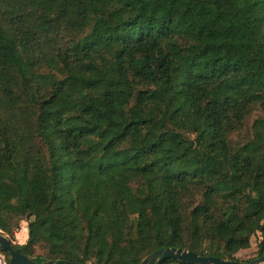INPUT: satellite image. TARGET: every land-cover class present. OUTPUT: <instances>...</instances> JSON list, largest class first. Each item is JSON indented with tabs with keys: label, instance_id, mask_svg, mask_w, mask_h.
I'll use <instances>...</instances> for the list:
<instances>
[{
	"label": "trees",
	"instance_id": "obj_1",
	"mask_svg": "<svg viewBox=\"0 0 264 264\" xmlns=\"http://www.w3.org/2000/svg\"><path fill=\"white\" fill-rule=\"evenodd\" d=\"M22 222L39 262L263 256L264 0H0V230Z\"/></svg>",
	"mask_w": 264,
	"mask_h": 264
},
{
	"label": "water",
	"instance_id": "obj_2",
	"mask_svg": "<svg viewBox=\"0 0 264 264\" xmlns=\"http://www.w3.org/2000/svg\"><path fill=\"white\" fill-rule=\"evenodd\" d=\"M14 245L15 242L0 230V248L9 254L8 264H83L79 261L65 259H49L39 262L31 258L25 249L22 247H15ZM169 258L188 264H264V255L248 261H240L217 256H204L193 250L175 247L156 250L147 255L140 264H156Z\"/></svg>",
	"mask_w": 264,
	"mask_h": 264
},
{
	"label": "rangeland",
	"instance_id": "obj_3",
	"mask_svg": "<svg viewBox=\"0 0 264 264\" xmlns=\"http://www.w3.org/2000/svg\"><path fill=\"white\" fill-rule=\"evenodd\" d=\"M27 237H28V228L26 226V222H22L21 229L16 234V238L13 242L19 245H23L26 242ZM256 245H257V238L253 237L251 241V247L246 250L240 251L237 254L238 259H240V261L241 260L247 261L256 258L257 257Z\"/></svg>",
	"mask_w": 264,
	"mask_h": 264
},
{
	"label": "built area",
	"instance_id": "obj_4",
	"mask_svg": "<svg viewBox=\"0 0 264 264\" xmlns=\"http://www.w3.org/2000/svg\"><path fill=\"white\" fill-rule=\"evenodd\" d=\"M0 264H8L5 253L0 249Z\"/></svg>",
	"mask_w": 264,
	"mask_h": 264
}]
</instances>
